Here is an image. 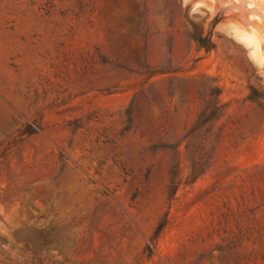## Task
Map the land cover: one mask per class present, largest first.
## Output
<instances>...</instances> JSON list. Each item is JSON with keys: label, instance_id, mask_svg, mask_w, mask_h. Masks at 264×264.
I'll return each instance as SVG.
<instances>
[{"label": "rangeland", "instance_id": "1", "mask_svg": "<svg viewBox=\"0 0 264 264\" xmlns=\"http://www.w3.org/2000/svg\"><path fill=\"white\" fill-rule=\"evenodd\" d=\"M0 264H264V7L0 0Z\"/></svg>", "mask_w": 264, "mask_h": 264}, {"label": "trees", "instance_id": "2", "mask_svg": "<svg viewBox=\"0 0 264 264\" xmlns=\"http://www.w3.org/2000/svg\"><path fill=\"white\" fill-rule=\"evenodd\" d=\"M190 24L193 27V31L190 34L191 35V38L198 44V46L204 48L205 50H209L210 47H211V41H210V39L208 37L202 36V33L200 31L196 30L193 22H190ZM213 93H215V92H211L210 94L212 95ZM213 115H214V110L213 111H210L209 114L204 117V119L202 120V122L207 121ZM161 229H162V225H159L156 228V230L154 231V234H153V238L152 239L156 238L159 235V233L161 232Z\"/></svg>", "mask_w": 264, "mask_h": 264}, {"label": "bare ground", "instance_id": "3", "mask_svg": "<svg viewBox=\"0 0 264 264\" xmlns=\"http://www.w3.org/2000/svg\"><path fill=\"white\" fill-rule=\"evenodd\" d=\"M252 3H256L259 7L264 6V0H252Z\"/></svg>", "mask_w": 264, "mask_h": 264}, {"label": "water", "instance_id": "4", "mask_svg": "<svg viewBox=\"0 0 264 264\" xmlns=\"http://www.w3.org/2000/svg\"><path fill=\"white\" fill-rule=\"evenodd\" d=\"M253 5H255V6H256L257 4L255 3V4H253ZM260 7H264V6H260Z\"/></svg>", "mask_w": 264, "mask_h": 264}]
</instances>
